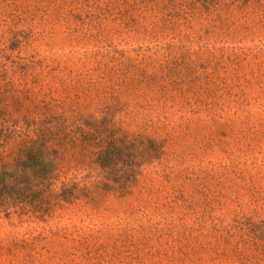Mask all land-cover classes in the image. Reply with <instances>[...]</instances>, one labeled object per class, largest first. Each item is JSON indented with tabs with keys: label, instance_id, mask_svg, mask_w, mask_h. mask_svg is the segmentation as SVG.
Here are the masks:
<instances>
[{
	"label": "rangeland",
	"instance_id": "1",
	"mask_svg": "<svg viewBox=\"0 0 264 264\" xmlns=\"http://www.w3.org/2000/svg\"><path fill=\"white\" fill-rule=\"evenodd\" d=\"M238 4L0 0L1 111H77L163 147L98 206L52 195L97 176L93 150L60 151L51 195L0 209V264H264V8Z\"/></svg>",
	"mask_w": 264,
	"mask_h": 264
},
{
	"label": "trees",
	"instance_id": "2",
	"mask_svg": "<svg viewBox=\"0 0 264 264\" xmlns=\"http://www.w3.org/2000/svg\"><path fill=\"white\" fill-rule=\"evenodd\" d=\"M236 1L240 3L239 9H243L250 0ZM251 6L264 8V0H251ZM50 112L44 107L38 117L21 126L0 110V159L3 155L14 156L12 170L5 166L0 169V209L4 211L26 204L24 195L42 186L51 195L50 187L58 177L54 162L60 151L84 152L87 148L94 151L96 179L90 185L62 183L61 194H52L63 202L82 200L92 206H98L100 199L109 194L118 199L129 196L141 166L163 154L157 140L141 134L129 137L114 123L100 126L94 120L88 122L77 111ZM26 161L31 167L25 165ZM28 204L41 206L34 201Z\"/></svg>",
	"mask_w": 264,
	"mask_h": 264
}]
</instances>
